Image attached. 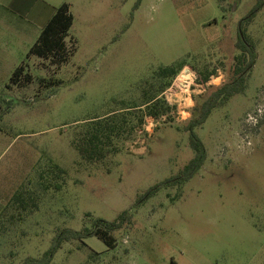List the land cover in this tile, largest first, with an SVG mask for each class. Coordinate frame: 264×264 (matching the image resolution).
I'll list each match as a JSON object with an SVG mask.
<instances>
[{"label": "rangeland", "instance_id": "374dc122", "mask_svg": "<svg viewBox=\"0 0 264 264\" xmlns=\"http://www.w3.org/2000/svg\"><path fill=\"white\" fill-rule=\"evenodd\" d=\"M50 1L73 15L61 66L29 54L37 36L19 20L0 23V264L40 258L64 229L125 210L114 247L95 235L64 241L50 264H264V0ZM243 31L258 57L245 90L196 128L207 160L182 185L148 195L194 157L186 125L233 80ZM179 60L186 65L162 93L171 117H148L120 151L84 159L74 143L82 126L122 100L140 103L146 82ZM22 63L31 81L13 83ZM205 69L216 70L211 85H178ZM41 176L63 185L45 189ZM21 189L39 194V209L13 201Z\"/></svg>", "mask_w": 264, "mask_h": 264}, {"label": "trees", "instance_id": "16d2710c", "mask_svg": "<svg viewBox=\"0 0 264 264\" xmlns=\"http://www.w3.org/2000/svg\"><path fill=\"white\" fill-rule=\"evenodd\" d=\"M73 24V15L70 12L69 3H63L56 8L54 15L50 18L46 26L42 29L38 39L30 48L29 54H34L44 59L51 60L53 64L61 66L70 58V50L66 44V36ZM237 48L240 53L236 56L234 68V78L230 82L219 86L214 90L209 98L197 108L198 116L192 118L186 130L190 134V144L195 151L193 158L183 167L180 175L166 178L162 182L150 188L148 195L155 194L162 187H170L174 185H182L190 180L207 160L208 151L196 132V128L202 126L211 115L214 108L220 104H225L232 96L242 93L246 88V79L250 69L257 60L258 53L255 45L248 39L243 31L239 33V41ZM186 65L185 61L179 60L176 63L161 67L156 71L155 81L146 82L142 87V99L140 103L135 105H126L123 103L120 108L108 111L102 116L89 120L80 129L79 135L75 137L74 143L79 150L81 156L90 162H99L112 153L122 149V142L127 141L129 135L134 132L143 131L148 117L154 120H160L163 117L170 118L175 108L162 93L167 90L174 78L180 73ZM216 70L205 69L200 71L198 83L206 85L211 80ZM24 78V81H22ZM13 83L21 82L29 83L31 76L26 72V66L22 63L13 72ZM55 175L60 176L65 171L54 169ZM40 182L45 189L50 187L61 188L63 184L54 183L46 180L41 176ZM28 190L21 189L13 196V201L19 204L25 212L33 213L35 209H39V194L33 192L26 198L25 194ZM129 220L128 211L125 210L119 214L116 220L109 221L103 218H97L93 227H84L81 230L66 228L60 232L53 240L52 247L49 248L42 257H29L24 264H50L54 254L62 247L64 241H73L95 235L102 239L109 247H114L115 237L113 232L121 229L124 223Z\"/></svg>", "mask_w": 264, "mask_h": 264}, {"label": "crops", "instance_id": "0c3cea01", "mask_svg": "<svg viewBox=\"0 0 264 264\" xmlns=\"http://www.w3.org/2000/svg\"><path fill=\"white\" fill-rule=\"evenodd\" d=\"M63 3L67 2L60 5ZM58 6L50 0H0V23L3 18L19 20L27 27L26 33L36 34L37 40Z\"/></svg>", "mask_w": 264, "mask_h": 264}, {"label": "built area", "instance_id": "2783aa9c", "mask_svg": "<svg viewBox=\"0 0 264 264\" xmlns=\"http://www.w3.org/2000/svg\"><path fill=\"white\" fill-rule=\"evenodd\" d=\"M197 79L198 78H197V76L194 73H190V76L187 77V79L185 80V82H180L178 85L179 86H182V85L185 86L187 84V86H188L189 89H191V87H194V90H196L197 88H200V87L205 88L206 86L211 85L213 83L212 80H210L209 82H207L206 85H203V84L198 83V80ZM169 89H173V86L170 87ZM262 113H263V109H258V112L255 113L254 116H251V119L253 121L257 122L258 121V118L262 116Z\"/></svg>", "mask_w": 264, "mask_h": 264}]
</instances>
